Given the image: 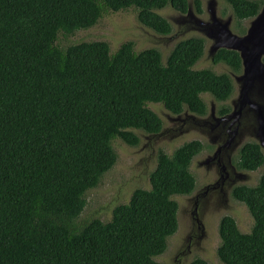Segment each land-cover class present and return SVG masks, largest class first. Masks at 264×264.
Instances as JSON below:
<instances>
[{
	"label": "trees",
	"instance_id": "trees-1",
	"mask_svg": "<svg viewBox=\"0 0 264 264\" xmlns=\"http://www.w3.org/2000/svg\"><path fill=\"white\" fill-rule=\"evenodd\" d=\"M242 34L261 0H225ZM189 0H0V264H161L166 239L177 231L175 195L191 193L190 170L202 142L186 141L171 153L158 149L147 188L135 187L109 217L82 216L88 190L116 163L113 142H139L162 128L147 103L171 114L205 115L202 94L218 114L233 93L227 73L195 69L205 39L192 35L162 58L155 47L136 50L124 41L115 51L103 39L75 40L104 14L134 9L139 23L166 35L159 10L185 13ZM202 13L201 0H191ZM94 25V26H93ZM62 38V39H60ZM115 49V48H114ZM264 60V58H263ZM241 69L234 50L220 48L212 63ZM234 165L255 171L263 154L255 141L238 149ZM230 196L246 207L250 230L226 214L218 222L216 255L223 264H264V172L253 186L237 184ZM187 264H209L201 257Z\"/></svg>",
	"mask_w": 264,
	"mask_h": 264
},
{
	"label": "rangeland",
	"instance_id": "rangeland-1",
	"mask_svg": "<svg viewBox=\"0 0 264 264\" xmlns=\"http://www.w3.org/2000/svg\"><path fill=\"white\" fill-rule=\"evenodd\" d=\"M208 1L201 0L202 13H196L192 9V14L203 20L208 19L209 15L206 11ZM215 1L217 15L222 18L231 15L230 28L237 33L233 28L234 16L229 4L225 0ZM158 13L170 22L171 32L169 34L162 35L143 26L137 21L135 10L126 9L104 14L96 27L79 31L70 40L103 39L110 44L113 48L112 51H115L116 47L122 42L130 40L136 50L155 47L160 50L162 58H164L179 39L192 35L200 36L201 33L197 31L196 25L187 21L191 20L189 19L190 17L185 18V14L182 16L180 12H177L171 6L159 10ZM182 19L186 20L182 21ZM247 21L248 19L242 21L245 29L247 28ZM176 33L177 35H175ZM208 44L209 40L205 38V46ZM205 53L206 48L193 68H209L215 73L224 72L230 74V76L233 74L224 63H212L210 56ZM233 86L232 97L236 94L234 81ZM201 97L207 106V112L202 117H206L211 105L214 107L215 115L218 116L217 110L221 103L217 102L209 94H202ZM229 99L224 102L225 105H230ZM147 106L161 118V132L157 135H152L134 130L139 137V142L136 146H128L119 139L113 142L117 161L104 174L98 185L88 190L85 194L86 204L83 212H81L82 216L96 215L103 219L109 217L111 208L117 203L128 200L135 187L147 188L149 186L148 173L155 165L158 149L171 153L180 144L197 139L202 142V149L192 159L190 164V170L196 177L195 188L189 194L175 195L174 200L177 202V231L167 237L166 251L161 255L155 256L154 259L158 257L156 260L161 264H187L192 258L201 257L209 264H223L216 255V247L220 240L217 229L220 217L226 214L232 216L242 232L249 231L252 225V219L246 207L243 203L236 201L230 196V189L237 184L254 186L259 175L264 172V164L255 171H245L235 166L239 173H243L244 178L236 180L229 186L225 185L226 196L220 195L217 191H207L206 194H199V196L193 198L205 185L212 183L218 178L215 167L206 169L204 165L198 164V161L213 152L215 145L209 141L207 131L205 132L203 129L200 132L197 131L195 128L198 127L190 119L186 120V123L175 120V115L167 111L160 103L150 102L147 103ZM187 113L193 114L191 112ZM194 115L197 114L194 113ZM252 134V130L247 131V135L243 137L233 151L232 161L235 160L239 146L242 143L256 141ZM194 208L196 217L201 222L202 229L197 228V222L192 218L191 212Z\"/></svg>",
	"mask_w": 264,
	"mask_h": 264
},
{
	"label": "water",
	"instance_id": "water-1",
	"mask_svg": "<svg viewBox=\"0 0 264 264\" xmlns=\"http://www.w3.org/2000/svg\"><path fill=\"white\" fill-rule=\"evenodd\" d=\"M192 9L194 10L191 0H189L187 11L180 13L182 16L185 14V18L190 17L191 20L187 21L193 22L197 31L201 33L200 36L209 40V44L204 45V49L206 48L205 54L210 56L211 61L218 49L225 48L236 51L241 63L240 73L231 74L236 85V94L230 99L231 110L229 113L216 116L214 107L211 105L206 117L194 115V113L188 114L187 109L174 117L181 123H186V120L190 119L198 127L195 128L197 131L200 132L202 129L207 131L208 139L215 147L213 152L198 161V164L204 165L206 169L216 168L218 178L212 183L220 182L221 179L225 181L222 183V192L218 187L219 184L215 186L211 183L205 185L193 198L199 194H206L207 191H217L220 195L226 196L224 186H229L236 180L243 179L244 175L239 173L235 167V176L229 179L225 178L223 167L230 163L233 151L249 130H252L255 142L262 149L264 164V0H262L258 12L253 17L248 18L244 34H238L231 30V15L226 18L217 15L215 0L207 2L206 11L209 16L206 20L192 14ZM185 20L182 19V21ZM161 130L150 134L157 135ZM191 214L197 222V228L202 229L201 222L196 217L195 208Z\"/></svg>",
	"mask_w": 264,
	"mask_h": 264
},
{
	"label": "flooded vegetation",
	"instance_id": "flooded-vegetation-1",
	"mask_svg": "<svg viewBox=\"0 0 264 264\" xmlns=\"http://www.w3.org/2000/svg\"><path fill=\"white\" fill-rule=\"evenodd\" d=\"M262 1V0H261ZM261 7V6H260ZM238 33V32H237ZM244 33H245V31H244ZM244 33H242V34H244ZM240 34V33H239ZM219 63V62H218ZM214 64H216V63H214ZM230 70V72L231 73H234V74H238V73H240V71H241V69H240V71L239 72H233L231 69H229ZM228 74V73H227ZM229 76H230V74H228ZM230 78H231V80H232V77L230 76ZM232 83H233V81H232ZM233 92H234V86H233ZM233 94V93H232ZM231 97H232V95L229 97L230 99H231ZM228 98V99H229ZM229 99V100H230ZM229 107H230V105H229ZM230 110H231V107H230ZM229 110V111H230ZM229 111L227 112V113H229ZM227 113H224V114H227ZM179 114V113H178ZM224 114H221V115H224ZM173 115H176V114H173ZM220 114H218V116H221ZM261 149V148H260ZM261 151H262V149H261ZM262 154H263V152H262ZM223 169H224V172H225V178H233V176H235V171H234V169H235V165H234V163L232 162V159L230 160V163L228 164V165H226V166H224L223 167ZM223 181L224 180H222L221 179V181L220 182H214V183H212V184H215V186L217 185V184H219V189H220V191L222 192V183H223ZM225 182V181H224ZM209 184H211V183H209Z\"/></svg>",
	"mask_w": 264,
	"mask_h": 264
}]
</instances>
